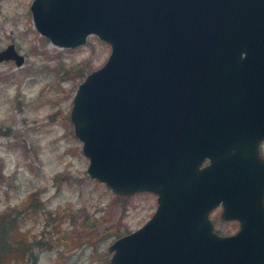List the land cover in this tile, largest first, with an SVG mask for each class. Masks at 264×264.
Instances as JSON below:
<instances>
[{
  "label": "water",
  "instance_id": "1",
  "mask_svg": "<svg viewBox=\"0 0 264 264\" xmlns=\"http://www.w3.org/2000/svg\"><path fill=\"white\" fill-rule=\"evenodd\" d=\"M30 12L55 47H110L73 97V133L87 178L154 195L156 209L109 264H264V0H33ZM4 61L24 58L10 44ZM219 207L235 234L215 232Z\"/></svg>",
  "mask_w": 264,
  "mask_h": 264
},
{
  "label": "rangeland",
  "instance_id": "2",
  "mask_svg": "<svg viewBox=\"0 0 264 264\" xmlns=\"http://www.w3.org/2000/svg\"><path fill=\"white\" fill-rule=\"evenodd\" d=\"M32 1L0 0V52L12 44L24 58L20 67L0 63V218L13 211L29 241L45 243L32 264H109V247L150 219L156 197H118L86 177L72 101L110 47L95 36L75 49L53 46L34 29ZM220 213L210 214L215 232L235 234L239 224Z\"/></svg>",
  "mask_w": 264,
  "mask_h": 264
},
{
  "label": "trees",
  "instance_id": "3",
  "mask_svg": "<svg viewBox=\"0 0 264 264\" xmlns=\"http://www.w3.org/2000/svg\"><path fill=\"white\" fill-rule=\"evenodd\" d=\"M30 201L27 205L32 207ZM12 213L0 218V264H32L37 258L36 251L45 247V243L29 241L27 233L22 231V222L13 218Z\"/></svg>",
  "mask_w": 264,
  "mask_h": 264
}]
</instances>
